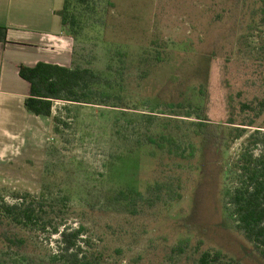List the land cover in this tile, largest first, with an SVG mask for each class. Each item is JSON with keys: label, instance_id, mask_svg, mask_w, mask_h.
<instances>
[{"label": "rangeland", "instance_id": "rangeland-1", "mask_svg": "<svg viewBox=\"0 0 264 264\" xmlns=\"http://www.w3.org/2000/svg\"><path fill=\"white\" fill-rule=\"evenodd\" d=\"M108 1L107 10L106 0H98V10L86 13L73 59L104 70L105 50L127 52L121 108L55 104L60 133H53L49 121L42 146L0 169V197L10 201L12 194L27 193L45 209L61 210L55 220L60 229L82 231L83 264H196L207 250L241 264H264L226 220L223 200L224 187L235 182L226 180V164L255 130L264 136L258 128L264 127L258 105L264 101V24L257 5ZM61 63L72 66L65 58ZM203 113L210 126L197 138L193 133ZM144 115L155 118L150 122ZM160 124L197 148L192 170L176 171L172 159L144 143L145 133ZM232 128L245 129L243 137L234 139ZM172 176L181 178L182 195L169 206L148 208L118 198L131 187L144 191L148 183ZM11 230L2 227L0 233ZM22 236L24 245L5 250L4 264H62L52 261L57 236ZM178 245L182 253L173 251Z\"/></svg>", "mask_w": 264, "mask_h": 264}, {"label": "trees", "instance_id": "trees-1", "mask_svg": "<svg viewBox=\"0 0 264 264\" xmlns=\"http://www.w3.org/2000/svg\"><path fill=\"white\" fill-rule=\"evenodd\" d=\"M257 5L256 13L264 24V0H253ZM112 3L106 0L104 11ZM98 10V0H64L63 7L56 12L66 33L75 42L81 36L86 20V13ZM97 14V13H96ZM254 16V14H253ZM94 24H99L95 23ZM127 52L117 49H107L104 59L107 62L104 70L93 71L83 67L73 59L69 68L39 62L34 66H20L19 77L29 84V95L24 101L25 110L37 117L49 119L54 134H59L61 117L54 111L55 104L110 107L119 109L121 103L123 64ZM74 58V55H73ZM156 60H158L156 58ZM88 65V64H87ZM260 114L264 112V101L259 104ZM249 108V106L244 105ZM55 113V114H54ZM148 116L151 122L155 116ZM196 123L194 137L205 135L208 118L203 113ZM231 118L227 124L233 126ZM248 126L250 125H242ZM264 129V127H258ZM245 129L232 128L229 134L236 132L234 139L242 138ZM260 130H255L246 139V144L235 160L226 165L229 171L226 180L232 177L231 184L224 187L223 200L226 220L230 226L241 233L244 239L253 247L254 253L264 262V136L258 138ZM144 143L152 145L159 154L172 159L176 171L192 170V160L197 148L192 143L185 144L176 136L166 132L165 125H157L150 133H145ZM140 144V143H139ZM136 144V145H139ZM187 164V168L182 166ZM180 177L158 180L148 183L144 191L131 187L120 192V201H136L148 208L157 205L169 206L181 199L182 184ZM61 210H47L36 197L29 194H12L10 201L0 197V228H12L11 232L0 233V264H4L2 256L10 246L20 248L25 239L22 233L36 232L47 236H57V253L52 261L62 264H83L86 257L82 255L80 241L81 229L64 227L60 229L55 223ZM174 252L182 253L183 245H178ZM80 255H82L80 257ZM196 264H241L219 250L204 251Z\"/></svg>", "mask_w": 264, "mask_h": 264}, {"label": "crops", "instance_id": "crops-1", "mask_svg": "<svg viewBox=\"0 0 264 264\" xmlns=\"http://www.w3.org/2000/svg\"><path fill=\"white\" fill-rule=\"evenodd\" d=\"M64 0H0V169L23 161L42 146L49 119L25 110L29 84L20 66L42 62L65 67L73 61V39L55 15ZM67 68V67H66Z\"/></svg>", "mask_w": 264, "mask_h": 264}]
</instances>
